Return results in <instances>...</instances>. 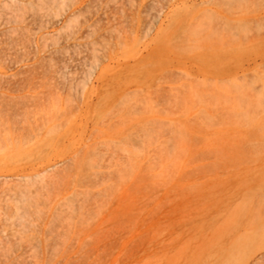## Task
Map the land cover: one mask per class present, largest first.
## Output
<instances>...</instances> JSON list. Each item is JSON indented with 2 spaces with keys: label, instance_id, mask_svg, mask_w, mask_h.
Instances as JSON below:
<instances>
[{
  "label": "rangeland",
  "instance_id": "rangeland-1",
  "mask_svg": "<svg viewBox=\"0 0 264 264\" xmlns=\"http://www.w3.org/2000/svg\"><path fill=\"white\" fill-rule=\"evenodd\" d=\"M0 264H264V0H0Z\"/></svg>",
  "mask_w": 264,
  "mask_h": 264
}]
</instances>
